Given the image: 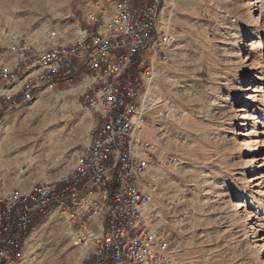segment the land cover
Segmentation results:
<instances>
[{
    "label": "rangeland",
    "instance_id": "obj_1",
    "mask_svg": "<svg viewBox=\"0 0 264 264\" xmlns=\"http://www.w3.org/2000/svg\"><path fill=\"white\" fill-rule=\"evenodd\" d=\"M50 1L6 7L0 11V31L35 36L57 30L64 40L73 39L87 0H65L53 10ZM183 1L189 4L183 6ZM249 1L256 4L258 11L252 15L259 27L248 20ZM173 6L177 15L170 25L178 42L172 61L160 65L170 81L157 77L156 82V94L173 102V113L153 116L158 120L156 137L163 141L149 140L181 162L177 167L162 166L169 181L160 185L153 203L154 225L168 237L178 264H264V144L259 150L251 144L262 131L264 141V1L174 0ZM241 47L244 58H238ZM250 86L261 92H248ZM43 94L52 106L33 115L22 112L8 123V130L0 131V145L11 139L10 148L3 146V158L9 161L0 168V188L29 191L46 177L59 178L75 166L86 147L94 124L89 131L90 114L81 110L79 96L56 99L57 92ZM241 107L246 112H237ZM254 114L256 123L251 120ZM153 120L149 124L155 125ZM54 131L65 141L67 152L47 156L43 150L50 143L45 138ZM243 140L250 144L247 152L239 150ZM30 151L40 162L31 164ZM251 178L253 187L248 188ZM197 197L213 200L201 210L199 205L192 207ZM235 201L243 205L237 213ZM251 211L254 216L247 221ZM50 217L55 220L48 222ZM68 229L59 212L42 218L35 238L28 241L26 264H81L82 254Z\"/></svg>",
    "mask_w": 264,
    "mask_h": 264
},
{
    "label": "built area",
    "instance_id": "obj_2",
    "mask_svg": "<svg viewBox=\"0 0 264 264\" xmlns=\"http://www.w3.org/2000/svg\"><path fill=\"white\" fill-rule=\"evenodd\" d=\"M174 0H87L76 37L57 30L28 36L0 31V123L43 93L84 83L83 112L94 117L75 166L29 191L0 188V264H26L28 239L52 212L66 217L81 264H178L154 225L156 169L177 167L142 134L173 104L154 93L172 61ZM191 264V263H184Z\"/></svg>",
    "mask_w": 264,
    "mask_h": 264
},
{
    "label": "bare ground",
    "instance_id": "obj_3",
    "mask_svg": "<svg viewBox=\"0 0 264 264\" xmlns=\"http://www.w3.org/2000/svg\"><path fill=\"white\" fill-rule=\"evenodd\" d=\"M44 1L45 0H3V3H1L0 4V11H3V10H5V8L6 7H11V8H19V7H21V6H23V5H27V3L28 2H31V4L34 6V7H36V6H42L43 4H44ZM64 1L65 0H51L50 2V4L51 5H49V8L51 9V10H53L54 8H56V7H59V5H63V3H64ZM260 1H264V0H257V2H260ZM47 2V1H46ZM66 2V1H65ZM189 4V1H183V6H186V5H188ZM256 4L253 2V1H249V4H248V8H249V10H250V12H249V14L250 15H247V17H248V20L250 21L251 20V22L253 23V25L255 26V27H259L260 26V23H259V19L258 18H255V16H253L252 15V13H254V12H257L258 10H255V8H254V6H255ZM22 8V7H21ZM35 9V8H34ZM64 9V8H63ZM59 11V10H58ZM248 14V13H247ZM176 11H175V9L173 8V11H171L170 12V19L169 20H171L170 22H169V24H171V22L173 21V19L176 17ZM65 34H66V32H64ZM235 36V38H236V36L237 35H234ZM242 44H243V46H244V48L245 47H248V45H246V42H242ZM243 48L241 47V49H240V51L238 52L239 53V55H238V58H244V56L246 55V54H243ZM174 52V51H173ZM172 52V56H173V53ZM165 66V65H164ZM163 66V67H164ZM164 69V68H163ZM162 70V68H160L159 67V70H158V72L160 71V75H158V73H157V77L158 78H162V80L163 81H170V78L168 79V75H165V73L166 72H163V70ZM167 83V82H166ZM84 87H85V84L84 83H79V84H76V85H74L73 87H71L72 89L71 90H68V91H60V92H57V94L55 95V98L56 99H59V98H63V97H66V96H68V95H70L71 97H73V96H79L80 94H81V92H82V90L84 89ZM160 89H158V87H157V83H155L154 84V93H159L158 91H159ZM247 91L249 92H261V90L259 89V88H256V87H253V86H250V87H248L247 88ZM156 95H158V94H156ZM75 101V100H74ZM74 101H73V103H74ZM164 101H167V98H162V102H164ZM168 102H169V104H173V102L170 100V99H168ZM50 106H52V104H51V100H50V98H44V94H41V95H39L38 96V101L35 103V104H33V107H31V108H28V109H26L25 111H18V112H15V113H10V114H7L6 115V117L4 118V120L0 123V131L1 130H8V123H10V122H12V121H14V120H16L18 117H19V115H21V113L22 112H26L27 114H29V115H33V114H35L36 112H38V111H40V110H42V109H45V108H49ZM172 110H173V108H172ZM171 110V111H172ZM237 112H239V113H241V112H246V110L243 108V107H241V108H239L238 109V111ZM173 113V112H172ZM87 114H90V113H87ZM217 114V113H216ZM89 116V119H88V121L86 122V127L88 128V130L90 131V129H91V126H92V124H94V120L93 119H90L91 118V114L90 115H88ZM93 116V115H92ZM251 120H253L254 121V123H256V121H257V117H256V115L254 114L252 117H251ZM153 122H154V124L155 125H151V124H148V125H145L144 127H143V130H142V134L146 137V139H154L155 141H157V142H159V143H161L162 141H163V138H157L156 137V130H155V128H154V126H156V123H158V120L157 119H154L153 120ZM253 132H254V134L255 133H257V131H255L254 129H253ZM88 133H90V132H88ZM236 134H238V135H241V133L240 132H238V133H236ZM261 134H263V131L262 132H259V133H257V137H255L254 139H252V141H251V144H253V147H252V149H256V150H259L260 149V147H261V145H263L264 144V141H263V138L262 137H260V135ZM89 135L90 134H88V136H87V142H86V145L88 144V140H89ZM156 138V139H155ZM10 139V138H9ZM7 140L3 145H0V168L1 167H3L4 165H6V163L9 161V159H7V160H5L4 158H3V152L5 151H3V146L4 147H8V148H10V140ZM13 139V138H12ZM46 139H48V141H46V143L47 142H49L50 143V147H49V149L48 150H46V149H44L43 150V152L44 153H47V156H53L55 153H57V155H60V154H65L66 152H67V146H65L64 145V143H65V141H64V143H62L63 142V138H61V135L58 133V132H52V133H50L49 135H47V138H45V140ZM150 141V140H149ZM150 142H152V141H150ZM46 143H44V144H46ZM153 143V142H152ZM155 144V143H154ZM240 144H241V147L239 148V150L242 152V151H245V152H247L248 151V149H249V145L250 144H248V141H246V140H243V141H240ZM46 147V146H45ZM185 148H187L188 149V146H184ZM162 150H168L167 148H165V147H163V145H161V147H160ZM32 150V149H31ZM44 155V154H43ZM27 158L30 160V162H31V164L32 163H38V162H40V160H38L37 159V157H34L33 156V154L31 153V151L30 152H28L27 153ZM56 158H58L57 156L55 157V159L54 160H56ZM61 158V157H60ZM255 158H256V155L255 154H253L252 155V157L250 158V161L249 162H251V163H253L254 162V160H255ZM70 170V169H69ZM69 170L64 174V175H66L68 172H69ZM64 175H62V176H64ZM61 176V177H62ZM156 176H157V178H158V181H159V184L163 187L168 181H169V178H168V173L164 170V168L163 167H159V168H157L156 169ZM206 176V175H205ZM61 177H59V178H61ZM59 178H56V179H54V180H57V179H59ZM46 179H47V181H52V180H49V177L47 178L46 177ZM51 179V178H50ZM250 182L251 183H247V184H249L248 185V188H251V187H253V185H252V182H253V178H251L250 179ZM3 189V188H2ZM163 189V188H162ZM207 194V193H206ZM157 195H159V193L157 194ZM161 195V194H160ZM209 195V194H208ZM157 197V196H156ZM198 198V197H197ZM240 198V196L238 195L237 196V199H239ZM207 200V201H206ZM211 200H213V198L212 197H201V198H198V199H195V200H193L192 201V207L194 206V207H196L197 205H199V208L198 209H201V210H203L204 209V207H203V209H202V206H205L206 207V205H209V203H211L212 201ZM233 205H234V209H233V211L234 212H238V210H240V208H242L243 207V205H242V203H239V202H233ZM196 210V209H195ZM200 210V211H201ZM152 212H154V215H155V212H156V210H155V208L152 206ZM204 212V211H203ZM253 216H254V214L252 213V211L249 213V216L248 217H245L246 218V220L248 221V220H250L251 218H253ZM53 218H55V217H50L49 218V220H48V222L50 221H52V220H55V219H53ZM164 224L165 223H163V222H161V226H164ZM159 225V224H158ZM165 227V226H164ZM69 228V227H68ZM252 228V227H251ZM36 232H37V230L36 231H34V233L30 236V238L28 239V241H30V240H32L33 238H35V235H36ZM68 232H69V234L71 235V230L70 229H68ZM257 245V244H256ZM256 247V246H255Z\"/></svg>",
    "mask_w": 264,
    "mask_h": 264
},
{
    "label": "crops",
    "instance_id": "obj_4",
    "mask_svg": "<svg viewBox=\"0 0 264 264\" xmlns=\"http://www.w3.org/2000/svg\"><path fill=\"white\" fill-rule=\"evenodd\" d=\"M93 120H94V117L92 116Z\"/></svg>",
    "mask_w": 264,
    "mask_h": 264
}]
</instances>
